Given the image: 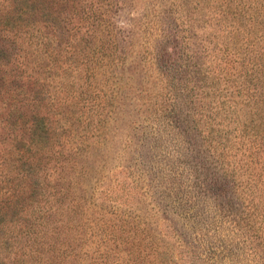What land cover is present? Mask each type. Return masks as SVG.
Wrapping results in <instances>:
<instances>
[{"label":"rangeland","instance_id":"obj_1","mask_svg":"<svg viewBox=\"0 0 264 264\" xmlns=\"http://www.w3.org/2000/svg\"><path fill=\"white\" fill-rule=\"evenodd\" d=\"M222 2L223 0H0V64L8 62L14 55L38 54L35 46L29 47L31 42L28 39L35 37L40 39L41 46L46 42L45 51L52 56L44 61L50 67L48 70L44 68L41 73L27 76L32 86V81L38 86L43 76L47 81L49 78L53 79V83L55 80L62 82L60 86L53 85V92L62 90L65 87L63 83L70 82L73 78H78L81 84L85 82V71L61 73L60 67H65L66 63L56 56L66 52L67 42L74 33L72 29H75L78 23L84 26L93 21L98 23L105 29L104 34L111 35L116 41L112 50L117 46L116 50L122 51L126 62L121 83L125 89L123 97L117 101V106H124L117 107L114 114L118 120L113 121L112 126L109 125L110 130L103 133V137L88 140L86 150L83 145L84 152L80 155L66 156L63 160L64 168L57 169L56 164H62L56 161V156H50V141L48 142L43 130V125L49 124L46 120L49 115L46 113L50 111V107L44 102L40 110L44 116L36 114L37 106L35 111L32 107L20 118L21 124L25 125L35 121L38 129L29 131L26 127L23 130L24 139L29 141L30 145L17 143L15 147L24 151L30 150L29 154H35V158L41 159V162H38L40 169L37 168L36 174L40 175L39 180L48 183V191L40 185L38 188H30L37 182L33 173L25 180L13 181L11 171H17V167L9 169L3 165L0 168L1 172L3 171L0 175V242H7L0 244L3 245L0 246V264L262 263V253L257 252L260 249L254 246L253 250L252 243L241 239L240 242L234 243L236 236L229 231L233 230L231 222L223 221L219 216L218 205L236 198L234 189L229 184L227 199L214 200L211 192H208V196L198 195L194 189L189 188L187 193L184 183H190L182 178L178 197L185 199L187 195L194 196L195 198L190 199L191 202L184 207H196L197 211L193 212L181 208L177 209L178 211L164 208L168 198L152 195V190L148 187V195L144 196L141 188L145 189L146 184L141 181L138 186L132 183L135 177L132 176V165L137 163L135 155L142 148L134 136L135 128L138 124L148 125L155 117L157 108L154 103L161 102L160 97L167 94L169 89L186 84L187 60L192 48L194 49L191 40L195 37L201 41L207 31H212L205 22L209 20L210 13L226 6ZM196 17L201 21L195 22ZM230 20L231 18L227 22ZM82 30L84 31L85 27ZM22 35L26 40H23ZM77 35L82 34L78 32ZM13 38L14 42L11 44L6 41H13ZM3 47L4 54L1 53ZM76 59L72 60L74 65L80 64V59ZM160 66L167 68V75L163 73V76H160ZM97 85L93 78L91 86L88 83V88L92 90ZM76 87L77 84L74 88ZM40 100L43 101L41 96ZM178 103L179 101L173 102L169 107H176V116L179 114L178 110L184 112ZM60 133L61 130L51 139L53 143L57 142L56 148L66 144L57 137ZM30 137L35 141L32 142ZM69 145L67 144L66 148ZM146 160L141 159L143 162ZM76 164L83 168L88 165L90 174L80 177L77 167L73 169ZM244 166L243 186L248 187L244 189V196L251 197L253 203L259 206L258 211L263 212L264 157L258 158L255 155L253 162ZM156 170L159 171L154 169L155 172ZM200 171L204 172L203 176L211 177L210 173L214 170L212 167H205ZM186 174L184 173L183 177ZM58 175L61 178L58 179ZM185 178L191 181L190 176ZM93 179L97 180V184H94ZM240 179L238 178L239 181L242 180ZM25 181L28 183L25 190L18 199L9 204L5 196L8 186L11 184L13 187L15 184L21 188L25 186ZM68 182L72 183L71 186ZM77 182L80 188H85L84 192L76 191ZM81 182L84 184L81 185ZM54 186L60 187V194L49 193ZM161 187L163 189L164 185ZM175 187L177 190V186ZM133 188L135 192L130 193ZM66 191L68 193L64 196ZM127 193L128 196L125 197L124 194ZM238 194L240 195V192ZM79 197L82 199L78 205L76 200ZM156 201L160 203L158 206H155ZM7 205L9 208H6ZM177 212L186 214L187 218L180 217ZM254 212H248L252 219L255 217ZM195 213L199 216L195 220L193 216L191 219L188 217ZM256 223H249V226L252 225L254 229L262 228L258 231L264 234V221L259 224L260 220L256 217ZM241 224L246 226L245 223ZM192 227L195 228L194 231L199 229L202 233L206 228L213 227L212 229L217 230L216 237H213L211 231L206 237L194 242L191 245L194 247L185 248L177 243L175 237L180 232L186 233L187 236L193 234ZM206 245H226L231 252L225 249L223 254L209 259L203 252ZM3 257H8L9 260H2Z\"/></svg>","mask_w":264,"mask_h":264},{"label":"trees","instance_id":"obj_2","mask_svg":"<svg viewBox=\"0 0 264 264\" xmlns=\"http://www.w3.org/2000/svg\"><path fill=\"white\" fill-rule=\"evenodd\" d=\"M248 1L223 0L222 3L226 6L210 13L209 20L203 21L212 31H207L201 41L195 37L191 40L194 49L192 48L187 60L186 84L169 89L167 94L160 97L161 102L154 103V107L157 108L155 117L147 121L148 125L138 124L135 128L134 136L142 148L135 155V161L140 162L139 165L134 163L133 171H130L133 172L132 176H135L132 183L137 186L140 181L146 184L145 189L141 188L144 196L148 195L146 192L148 187L152 190V195L168 198L164 208L173 211H178L179 208L197 211L196 207L184 208L195 198L194 196L187 195L185 199L178 197L182 178L190 183V185L184 183L187 193L189 188L194 189L198 195L208 196V192H211L214 200L227 199L229 184L234 189L236 198L233 197L218 205L219 216L221 220L231 222L233 230L229 231L236 236L234 243L240 242V239L252 243V248L255 246L260 249L256 251H261L263 259L264 234L258 231L262 228L254 229L249 223L256 225L257 217L261 224L264 221V211H258L259 206L253 203L251 197L245 198L244 189L248 187L244 188L245 181L242 177L245 173L244 164L253 162L255 155L258 158L264 157V0ZM229 18L231 20L227 22ZM200 21L201 19L196 17L195 22ZM72 30L74 33L67 42L66 52L56 56L66 63L65 67H60L61 73L85 71L86 79L83 84L78 78H73L70 82H64L65 87L59 92H53L51 89L54 88L53 85H62L59 80L53 83V79L49 78L47 81L43 76V81L41 80L43 84L40 82L35 86L34 81L33 86L30 84L27 76L41 73L44 68L48 70L50 67L44 61L52 57L45 51L46 42L41 46L42 42L37 39L38 37L28 39L31 42L29 47L35 46L38 54L14 55L8 62L0 64V168L3 165L9 169L17 167V171H11L13 181L25 180L31 173L35 174L37 182L30 188L32 186L38 188L40 185L48 191V183L39 180L40 175L36 174L37 168L40 169L38 162H41V159L35 158V154H29L30 150L24 151L15 147L17 143L30 145V142L24 139L23 130L26 127L29 131L38 129L35 121L29 125L21 124L20 118L25 116L26 111L32 107L35 111V107L38 106L36 114L44 116L40 113L41 105L45 102L44 104L50 107V111L46 113L49 115L46 119L49 124L43 125V130L48 142L50 141V156H56V161L62 164H56L58 169L64 168L63 160L66 156L77 157L84 152L83 145L86 150L88 140L103 137V133L110 130L109 125L112 126L113 121L118 120L114 115L116 108L124 106V104L117 106V101L123 97L125 89L121 83L126 62L122 51L116 50L117 46L114 49L116 53L112 50L116 41L111 35L104 34L105 29L94 21L88 26L78 23ZM78 32L82 35H77ZM24 39L26 40V37L23 36ZM6 41L11 44L14 38L13 41L10 40L11 42ZM4 51L5 47L1 48V53L4 54ZM75 59L77 61L80 59L81 63L74 65L72 60ZM158 69H161L158 70L162 74L158 72L160 76H163V73L168 74L165 72L167 70L165 66L164 69L161 66ZM93 78L98 85L91 90L88 83L91 86ZM76 84L77 87L74 88ZM40 96L43 101L40 100ZM177 101L184 112L178 110L179 114L176 116V107L174 109L169 107ZM59 130L61 133L57 137L66 144L56 148L57 142L53 143L51 139ZM30 140L35 141L31 137ZM67 144L70 145L66 148ZM143 158L147 160L141 161ZM204 166L213 168L211 177H205L204 172L201 173L200 170L205 168ZM76 167L80 177H86L91 172L88 165L83 168L76 164L73 169ZM129 167L131 168V165ZM154 169L159 171L155 172ZM2 172L0 170V175ZM184 173H187L185 177H191V181L183 177ZM59 178L61 177L58 175ZM238 178L242 180L239 181ZM44 179L46 180V174ZM138 179L140 180L137 181ZM93 180L94 184H97V180ZM26 184L27 181L21 188L15 184L13 187L11 184L8 186L5 196L9 204L20 197ZM68 184L71 186L72 183ZM83 184L81 182V185ZM51 189L53 190L49 193L60 194V187L54 186ZM134 190L133 188L130 193L135 192ZM76 191L82 193L85 188H80L77 182ZM67 193L64 192V196ZM124 196H128V193ZM240 196L242 201L239 200ZM81 199L77 198L78 205ZM159 204V201L155 202V206ZM262 206L264 207V203ZM6 208H9V205ZM249 211H255L254 219L249 216ZM177 214L184 219L187 218L186 214L179 212ZM192 216L193 220L199 217L197 213L188 217L191 219ZM241 223H245L246 226ZM192 228L193 234L189 236L180 232L175 237L177 243L185 248L189 246L192 248L194 242L206 237L211 231L213 237H216L217 230L212 229L213 227L206 228L204 233L199 229L194 231L195 228ZM2 240L7 241L5 238ZM227 247L206 245L203 252L210 259L223 254L225 249L230 251ZM1 259L9 260L8 257ZM261 264H264V260Z\"/></svg>","mask_w":264,"mask_h":264}]
</instances>
